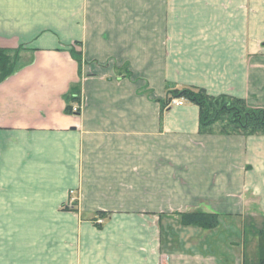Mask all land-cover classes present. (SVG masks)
Returning a JSON list of instances; mask_svg holds the SVG:
<instances>
[{
	"label": "crops",
	"instance_id": "crops-1",
	"mask_svg": "<svg viewBox=\"0 0 264 264\" xmlns=\"http://www.w3.org/2000/svg\"><path fill=\"white\" fill-rule=\"evenodd\" d=\"M0 49L19 52L0 85V264H233L180 216L264 230V136L162 105L193 89L264 110V0H0Z\"/></svg>",
	"mask_w": 264,
	"mask_h": 264
},
{
	"label": "trees",
	"instance_id": "trees-1",
	"mask_svg": "<svg viewBox=\"0 0 264 264\" xmlns=\"http://www.w3.org/2000/svg\"><path fill=\"white\" fill-rule=\"evenodd\" d=\"M18 53L16 50L0 49V85L14 74ZM173 100H185L199 108L201 133L243 137L264 136V110L250 108L243 100L227 96L211 97L202 90L185 89L170 93L162 104L163 107L171 105ZM69 111L70 108L67 112ZM99 217L104 216L99 215ZM181 224L184 227H196L206 231L215 230L219 226V216L185 213L181 215ZM258 237L259 264H264V230L258 233Z\"/></svg>",
	"mask_w": 264,
	"mask_h": 264
},
{
	"label": "rangeland",
	"instance_id": "rangeland-1",
	"mask_svg": "<svg viewBox=\"0 0 264 264\" xmlns=\"http://www.w3.org/2000/svg\"><path fill=\"white\" fill-rule=\"evenodd\" d=\"M71 197L72 203L69 204V207L73 208L77 201L74 191L71 192ZM104 218L100 217L99 222L101 225L107 221ZM256 227L258 228L255 223L254 225H250L249 223L246 226L243 220L239 221L228 216L221 217L219 219V226L215 231L210 230L205 232V237L212 235L205 243L206 252L212 253L216 258L219 257L223 261L228 259L233 260V264L235 262L236 264H259V232L255 230L257 229Z\"/></svg>",
	"mask_w": 264,
	"mask_h": 264
},
{
	"label": "built area",
	"instance_id": "built-area-1",
	"mask_svg": "<svg viewBox=\"0 0 264 264\" xmlns=\"http://www.w3.org/2000/svg\"><path fill=\"white\" fill-rule=\"evenodd\" d=\"M172 104L175 106H183L185 103H184V100H175L172 102ZM74 112H77V110L74 109Z\"/></svg>",
	"mask_w": 264,
	"mask_h": 264
},
{
	"label": "bare ground",
	"instance_id": "bare-ground-1",
	"mask_svg": "<svg viewBox=\"0 0 264 264\" xmlns=\"http://www.w3.org/2000/svg\"><path fill=\"white\" fill-rule=\"evenodd\" d=\"M171 102V101H170Z\"/></svg>",
	"mask_w": 264,
	"mask_h": 264
}]
</instances>
